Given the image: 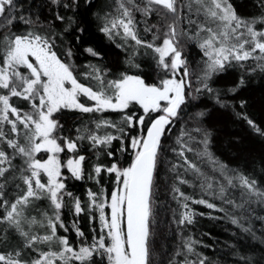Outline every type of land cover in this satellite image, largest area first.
<instances>
[{"label": "trees", "instance_id": "1", "mask_svg": "<svg viewBox=\"0 0 264 264\" xmlns=\"http://www.w3.org/2000/svg\"><path fill=\"white\" fill-rule=\"evenodd\" d=\"M221 1L234 16L229 35L243 25L252 30L236 43L255 33L253 42L264 41V0ZM212 3L175 0L170 13L151 0H8L0 14V69L17 38H39L78 85L112 102L128 78L159 89L179 79L172 56L159 51L174 30L188 85L156 155L147 264H264V53L214 62L206 43L225 45L216 37L224 13ZM214 10L218 21L209 16ZM121 18L131 22L132 35L112 29ZM78 101L95 105L84 95ZM45 112L46 104L0 84V255L32 264L65 248L89 249L85 260L65 264H110L97 249L108 241L97 207L105 203L108 220L109 201L137 159L134 146L161 112L137 102L50 112L62 188L28 195L33 162L48 157L34 151L28 117L37 121ZM79 158L75 177L67 163Z\"/></svg>", "mask_w": 264, "mask_h": 264}, {"label": "rangeland", "instance_id": "2", "mask_svg": "<svg viewBox=\"0 0 264 264\" xmlns=\"http://www.w3.org/2000/svg\"><path fill=\"white\" fill-rule=\"evenodd\" d=\"M161 5L170 13L175 12V0H151ZM203 2V0H199ZM213 7L222 11L224 29L220 31V35L216 34L217 41L224 46L213 47L212 44L206 43L209 47L210 56L215 58L214 62L221 65L230 59L246 60L256 56L258 53H264V41H256L257 33L253 34L251 41L236 43L239 39L247 36L250 37L252 31L249 26L243 25L237 30L238 36L229 35L225 30L226 25L232 24L234 16L223 6L221 0H211ZM8 0H0V14L3 4ZM213 21L219 20L215 10L210 13ZM240 23V22H239ZM239 24H237L238 26ZM113 30L121 29L125 34H133L131 22L126 18L118 19L111 26ZM229 44V45H227ZM252 45L251 49L247 46ZM212 45V46H211ZM161 55L172 56L173 66L178 73L179 79L167 82L162 89L146 86L139 78H128L119 84V93L116 101L104 99L100 94L93 93L89 89L78 85L73 79L69 70L59 61L56 55L50 49L48 43L39 38H17L13 43V48L7 58L5 67L0 69V84L12 86L13 91L20 88L24 97L29 98L32 102L37 100L40 106H47L45 113H40L38 120H34L32 116L28 117L30 123H34V140L33 149L35 152H47L48 157L45 161H34L32 164V175L27 180L29 185L28 195H35L40 190L51 191L56 194L62 188L59 182L61 165L58 155L59 147L50 139L54 123L50 119V112L59 108L79 109L84 111L107 109L121 110L126 108L130 102H137L146 111H160L161 116L151 125L145 139L138 142L134 146L137 158L144 152L152 148L154 143L158 147L165 128L176 117L180 106L183 104L185 88L188 85V72L186 69L185 59L182 53L177 51L175 32L172 29L165 46L159 50ZM84 95L92 100L95 105L87 108L83 106L78 98ZM175 109L172 115L168 112ZM70 145L69 148H73ZM82 158L78 160H70L67 163L68 169L75 176L79 177L81 172ZM47 178V184L41 183V175ZM124 184L122 188L115 191L109 201L108 220L106 219L105 203L97 207L100 219L104 223L107 230L108 241H104V237L99 242L97 249L104 250L110 260V264H133L130 256L127 236L125 229V204L127 198V189L131 177V169L124 174ZM23 199L22 201H24ZM90 255L89 249H83L74 253L71 248H65L59 253L44 254L38 261L32 264H62L67 263L71 259L78 261L85 260ZM10 263L19 264V262L11 261L9 256L0 255V264Z\"/></svg>", "mask_w": 264, "mask_h": 264}, {"label": "water", "instance_id": "3", "mask_svg": "<svg viewBox=\"0 0 264 264\" xmlns=\"http://www.w3.org/2000/svg\"><path fill=\"white\" fill-rule=\"evenodd\" d=\"M175 109L168 112L172 115ZM158 145L144 151L131 168L125 204L127 244L133 264H147L149 210Z\"/></svg>", "mask_w": 264, "mask_h": 264}]
</instances>
